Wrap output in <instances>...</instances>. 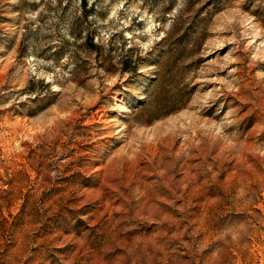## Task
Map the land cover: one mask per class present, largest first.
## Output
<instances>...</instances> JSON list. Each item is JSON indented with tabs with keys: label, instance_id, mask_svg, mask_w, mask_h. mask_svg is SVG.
Returning <instances> with one entry per match:
<instances>
[{
	"label": "rangeland",
	"instance_id": "rangeland-1",
	"mask_svg": "<svg viewBox=\"0 0 264 264\" xmlns=\"http://www.w3.org/2000/svg\"><path fill=\"white\" fill-rule=\"evenodd\" d=\"M0 264H264V0H0Z\"/></svg>",
	"mask_w": 264,
	"mask_h": 264
}]
</instances>
